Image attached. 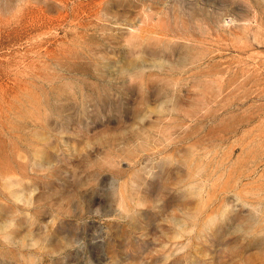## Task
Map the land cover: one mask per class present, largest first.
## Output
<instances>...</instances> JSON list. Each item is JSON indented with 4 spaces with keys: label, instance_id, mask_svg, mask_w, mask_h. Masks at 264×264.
Listing matches in <instances>:
<instances>
[{
    "label": "rangeland",
    "instance_id": "1",
    "mask_svg": "<svg viewBox=\"0 0 264 264\" xmlns=\"http://www.w3.org/2000/svg\"><path fill=\"white\" fill-rule=\"evenodd\" d=\"M0 264H264V0H0Z\"/></svg>",
    "mask_w": 264,
    "mask_h": 264
}]
</instances>
